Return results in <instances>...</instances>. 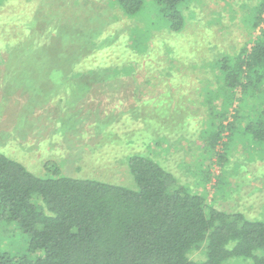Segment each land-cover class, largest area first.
<instances>
[{"label": "rangeland", "instance_id": "obj_1", "mask_svg": "<svg viewBox=\"0 0 264 264\" xmlns=\"http://www.w3.org/2000/svg\"><path fill=\"white\" fill-rule=\"evenodd\" d=\"M259 2L189 0L174 34L124 16L112 0H0V152L36 176L48 175L49 163L64 176L125 188L134 185L129 157L142 155L214 208L264 223V146L234 132L214 148L200 125L204 103L215 104L216 61L244 55L259 34L251 19ZM92 33L113 45L117 60L96 65L132 67L129 75L94 78L89 88L65 79L68 56L57 57L49 42L72 49V68L81 70L82 41ZM39 53L55 57L35 63ZM7 226L0 224V252L25 254L27 237ZM190 258L203 260L202 249Z\"/></svg>", "mask_w": 264, "mask_h": 264}, {"label": "trees", "instance_id": "obj_2", "mask_svg": "<svg viewBox=\"0 0 264 264\" xmlns=\"http://www.w3.org/2000/svg\"><path fill=\"white\" fill-rule=\"evenodd\" d=\"M112 2L124 16L142 17L151 27L178 34L184 29L182 9L189 0ZM251 19L259 34L249 51L215 64L210 89L215 104L204 103L208 116L200 124L202 130L211 131L204 144L210 142L214 148L234 132L264 146V0ZM30 38L29 42L41 43L38 37ZM104 39L100 33L83 39L88 43L82 62L86 61L76 71L70 63L73 55L66 53L72 49L58 48L51 41L48 45L56 49L57 57L68 56L66 71L62 68L65 79L77 78L89 88L88 81L94 78L127 76L132 71V67L96 65L117 61L109 52L113 45ZM41 56L55 57L39 53L31 59L38 63ZM88 61L95 64L87 66ZM223 155L214 156L221 161ZM49 166L44 165L48 175L36 176L0 152V224H7L9 231L10 225L17 228L28 242L25 254L0 252V264H226L228 260L232 264L239 259L264 264L263 222L214 208L201 195L177 185L148 157H129L132 188L64 176ZM197 249L204 253L201 261L190 258Z\"/></svg>", "mask_w": 264, "mask_h": 264}]
</instances>
